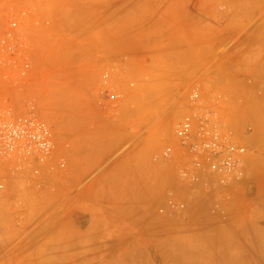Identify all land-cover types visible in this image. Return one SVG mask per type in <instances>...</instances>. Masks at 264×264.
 <instances>
[{"label":"rangeland","instance_id":"374dc122","mask_svg":"<svg viewBox=\"0 0 264 264\" xmlns=\"http://www.w3.org/2000/svg\"><path fill=\"white\" fill-rule=\"evenodd\" d=\"M13 15L51 61L55 147L0 161V264H264V0H0V32ZM196 87L247 152L209 194L153 159Z\"/></svg>","mask_w":264,"mask_h":264},{"label":"built area","instance_id":"2783aa9c","mask_svg":"<svg viewBox=\"0 0 264 264\" xmlns=\"http://www.w3.org/2000/svg\"><path fill=\"white\" fill-rule=\"evenodd\" d=\"M20 18L9 17L0 32V161L16 170L40 164L55 147L53 128L42 116L53 106L47 93L38 90L39 85L44 88L53 81L51 61L37 60L46 54V47L27 33L26 21ZM109 82L105 75L107 95ZM213 100L205 98L201 87L190 91L173 140L153 158L173 164L180 183L206 194L243 180L247 162L246 148L212 103H218L219 97ZM5 187L6 178L0 174V191Z\"/></svg>","mask_w":264,"mask_h":264},{"label":"crops","instance_id":"0c3cea01","mask_svg":"<svg viewBox=\"0 0 264 264\" xmlns=\"http://www.w3.org/2000/svg\"><path fill=\"white\" fill-rule=\"evenodd\" d=\"M88 132H89L88 133L89 137L88 136L87 137H88L89 143H91L93 140H95L99 136H101V137L105 136L104 130H102L101 128H98V127L91 128ZM85 139H86V136L81 135L80 139H79V145L80 144L83 145V142ZM93 142L91 143V145L93 144Z\"/></svg>","mask_w":264,"mask_h":264},{"label":"bare ground","instance_id":"6f19581e","mask_svg":"<svg viewBox=\"0 0 264 264\" xmlns=\"http://www.w3.org/2000/svg\"><path fill=\"white\" fill-rule=\"evenodd\" d=\"M247 116H249V114H248ZM247 116H246V117H247ZM249 117H251V115H250ZM249 117H248V118H249ZM241 118H242V117H241ZM242 119H243V118H242ZM244 119H245V118H244ZM246 119H247V118H246ZM246 119H245V120H246ZM166 126H167V124L165 125V127H163L164 129L162 128V129H163L162 133L165 135V136H164V135L162 134L163 137H164V138H165V137H169L170 134H171L170 136L173 137V136H172V135H173L172 132H170V131H171L170 128H169L170 131L167 130V132L170 133V134L168 135V133H167V134L165 133V131H166L165 129H168V127H169V126H168V127H166ZM160 133H161V132H160ZM162 135H161V136H162ZM161 138H162V137H161ZM169 139H170V138H169ZM172 140H173V138H172ZM172 140H171V141H172Z\"/></svg>","mask_w":264,"mask_h":264}]
</instances>
